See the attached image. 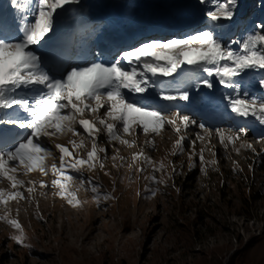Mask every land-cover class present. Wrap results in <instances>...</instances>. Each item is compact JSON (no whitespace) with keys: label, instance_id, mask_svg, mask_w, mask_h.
<instances>
[{"label":"snow or ice","instance_id":"snow-or-ice-1","mask_svg":"<svg viewBox=\"0 0 264 264\" xmlns=\"http://www.w3.org/2000/svg\"><path fill=\"white\" fill-rule=\"evenodd\" d=\"M157 6L146 18L130 0H0V221L18 247L32 248L11 203L51 192L81 208L79 191L97 207L114 201L123 177L109 160L147 179L152 197L159 185L180 192L189 173H219L221 159L242 173L232 158L242 150L249 171L264 168V0ZM166 131L174 142L156 160L145 149L156 151ZM97 171L112 193L85 175Z\"/></svg>","mask_w":264,"mask_h":264},{"label":"rangeland","instance_id":"rangeland-1","mask_svg":"<svg viewBox=\"0 0 264 264\" xmlns=\"http://www.w3.org/2000/svg\"><path fill=\"white\" fill-rule=\"evenodd\" d=\"M130 2L133 7L139 4L143 17L160 15L161 0ZM69 39L74 43L79 37ZM70 138L57 142L67 143ZM174 139L166 131L163 139L157 138L156 151L145 150L160 160ZM217 149L222 157L223 149L219 145ZM132 151L122 150V155L130 156ZM251 155L247 150L238 156L232 153L242 173L232 171L231 160L221 159L219 173L210 170L206 177L198 171L189 173L187 180H177L180 192L159 185L155 197L146 191L153 187L147 179L126 168L117 173L109 160L106 169L118 181L123 177L113 193L116 200L97 207L90 192L79 191L81 208L70 207L51 192L46 197L37 193L31 204L11 203L12 217L23 226L32 248L18 247L9 239L15 230L0 221V253L8 264H264V168L249 171ZM168 159L179 164L186 157ZM85 175L102 185V193H112L109 176L101 171ZM31 178L50 179L39 174Z\"/></svg>","mask_w":264,"mask_h":264},{"label":"bare ground","instance_id":"bare-ground-1","mask_svg":"<svg viewBox=\"0 0 264 264\" xmlns=\"http://www.w3.org/2000/svg\"><path fill=\"white\" fill-rule=\"evenodd\" d=\"M116 39H117V38H114L112 42H109V41H108V42H106V44H109V46H111V43L116 42Z\"/></svg>","mask_w":264,"mask_h":264}]
</instances>
